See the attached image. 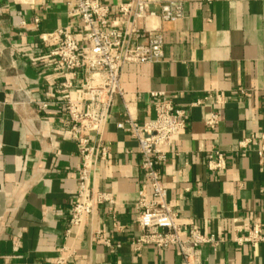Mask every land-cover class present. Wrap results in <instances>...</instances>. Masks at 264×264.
<instances>
[{"label": "crops", "instance_id": "0c3cea01", "mask_svg": "<svg viewBox=\"0 0 264 264\" xmlns=\"http://www.w3.org/2000/svg\"><path fill=\"white\" fill-rule=\"evenodd\" d=\"M102 1L115 19L118 0ZM151 1L156 12L164 2L181 3L183 18L153 22L163 29L162 62L123 66L121 94L100 136L105 155L92 177L94 191L111 202L69 229L81 156L62 98L81 102L85 90L81 74L73 78L49 56L56 40L42 38L72 20L64 0H0V264H54L62 247L66 264H184L174 248L131 247L140 234L135 202L144 178L137 142L117 125L126 108L138 122L154 118L151 93L186 112L158 173L180 228L219 241L215 250L200 247L203 264H264V242H235L254 225L264 231V164L258 145L238 147L249 137L264 145V0ZM37 102L48 106L38 110ZM210 112L218 116L214 129L205 125ZM87 137L95 146L97 136ZM214 151L226 157L222 171L207 169Z\"/></svg>", "mask_w": 264, "mask_h": 264}, {"label": "built area", "instance_id": "2783aa9c", "mask_svg": "<svg viewBox=\"0 0 264 264\" xmlns=\"http://www.w3.org/2000/svg\"><path fill=\"white\" fill-rule=\"evenodd\" d=\"M64 5L72 23L42 40H56L49 56L56 60L60 69L73 78L79 74L83 76L81 87L85 91L82 101L78 102L68 96L62 98L63 112L81 156L75 199L68 221L70 229L80 227L98 205L111 202L107 194L94 191L92 177L99 154L101 158L105 155L106 148L101 147L100 136L113 98L121 94L120 74L123 66L162 62L163 29L153 22L175 24L183 18V8L179 2L167 1L156 12L152 10L151 0H118L115 4L116 18L111 19V8L102 0H64ZM34 22L37 23V20ZM61 87L75 88L73 82H64ZM150 95L157 98L153 102L154 118L138 122L126 108L124 123L117 125L137 142L144 178L135 202V222L140 234L132 240L131 247L134 252L144 246L158 250L174 248L184 264H203L200 247L207 245L215 250L219 241L213 235H204L197 229L184 232L180 228L176 214L165 202L166 190L158 173V167L172 154L169 151L171 139L185 128L186 112L174 107L162 94ZM261 97L264 100V89ZM216 101L222 103L220 96H217ZM197 105L198 102L192 104ZM47 106L46 102L36 103L38 110H45ZM78 106H83L84 110L81 111ZM217 124V113L210 112L205 125L214 129ZM88 134L97 136L95 146H88ZM261 139H264V135ZM259 142L249 137L238 142V147L244 151L250 144L258 145L256 154L258 164L262 166L264 145ZM226 165V157L219 151H214L208 157L209 171H222ZM260 194L264 198V190ZM235 242L238 245L255 246L264 242V231L259 225H254L245 235L237 237ZM105 244L110 246L108 241ZM68 253L62 247L54 264H66Z\"/></svg>", "mask_w": 264, "mask_h": 264}, {"label": "water", "instance_id": "95a60500", "mask_svg": "<svg viewBox=\"0 0 264 264\" xmlns=\"http://www.w3.org/2000/svg\"><path fill=\"white\" fill-rule=\"evenodd\" d=\"M160 231V230H159ZM165 231V230H164Z\"/></svg>", "mask_w": 264, "mask_h": 264}, {"label": "bare ground", "instance_id": "6f19581e", "mask_svg": "<svg viewBox=\"0 0 264 264\" xmlns=\"http://www.w3.org/2000/svg\"><path fill=\"white\" fill-rule=\"evenodd\" d=\"M26 1V0H25Z\"/></svg>", "mask_w": 264, "mask_h": 264}]
</instances>
